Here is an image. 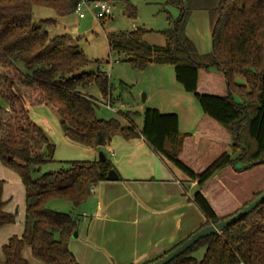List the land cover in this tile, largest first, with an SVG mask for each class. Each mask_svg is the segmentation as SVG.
<instances>
[{"label":"trees","instance_id":"16d2710c","mask_svg":"<svg viewBox=\"0 0 264 264\" xmlns=\"http://www.w3.org/2000/svg\"><path fill=\"white\" fill-rule=\"evenodd\" d=\"M79 1L0 0V162L16 171L26 188L24 232L2 247L0 264H29L22 254L26 246L46 264H80L69 241L81 215L49 205L64 200L79 208L107 180L108 172L116 170L106 158L69 161L68 167L40 174L43 166L55 162V144L32 118L30 106L54 107L65 135L86 147L101 149L117 135L143 137L197 182L194 202L205 217L200 228L225 220L248 204L241 205L230 196L213 180L214 175L237 164L242 165L238 171L264 164V0H166L180 14L175 19L168 14L171 26L160 32L163 45L148 43L144 29L107 34L110 50L124 55L135 68L174 65L177 81L196 97L202 110L193 134L181 133L176 113L156 108L143 111L141 128L130 113L127 125L119 119L97 117L95 99L81 89L95 81L106 96L108 77L100 79L83 71L89 60L69 35H50L55 19H33L35 6L51 8L64 17L75 12ZM195 11L208 13L212 47L207 53H200L187 36ZM237 76L244 77L245 84L238 83ZM214 140L221 142L218 152ZM206 184L204 194L201 189ZM231 197V205L223 207ZM5 204L0 186V228L17 221L16 213L4 211ZM169 264H264V202Z\"/></svg>","mask_w":264,"mask_h":264},{"label":"crops","instance_id":"0c3cea01","mask_svg":"<svg viewBox=\"0 0 264 264\" xmlns=\"http://www.w3.org/2000/svg\"><path fill=\"white\" fill-rule=\"evenodd\" d=\"M236 81L240 84L246 82L242 76H237ZM235 100L241 101L238 97ZM30 113L38 124L44 126L33 106ZM201 116L202 110L193 119L186 118L184 130L179 116L181 133L193 134ZM214 141L218 143V152L221 142ZM76 145L86 148L78 143ZM89 148L92 149L89 160L98 159L100 149ZM104 148L109 155L107 158L116 167L119 179L101 182L85 205V213L81 215L84 220L77 230L78 237L69 241V248L80 264H143L173 248L205 222L204 215L194 202L197 182L189 180L143 137L126 139L117 135ZM228 152L232 153L231 147ZM0 166L5 167L1 162ZM235 170L236 167H227L217 172L213 180L219 181L224 189H229L227 181L235 178ZM0 186L2 199L6 202L4 211L15 213V207H21L17 223L0 228V256L4 259L2 247L12 236H22L25 229L26 188L22 180L15 188H9L8 184L2 186V183ZM263 190L264 174L261 185L252 188L238 201L242 205ZM201 191L207 194V184ZM22 254L29 264H46L34 257L29 246L23 249Z\"/></svg>","mask_w":264,"mask_h":264},{"label":"rangeland","instance_id":"374dc122","mask_svg":"<svg viewBox=\"0 0 264 264\" xmlns=\"http://www.w3.org/2000/svg\"><path fill=\"white\" fill-rule=\"evenodd\" d=\"M105 1L112 5V14L105 19H96L93 14L87 12L85 18L82 19L76 12L59 17L51 8L42 6L34 7L33 19L35 22L42 19H55L57 22L49 29L50 35H69L71 39L77 42L80 50L86 54L89 60L83 71L92 75H99L100 79L108 77L109 92L106 96H103L95 81L81 89L83 93L95 99L98 105L96 107L97 117L119 119L123 125H127L129 122L126 115L130 113L135 123L142 126L143 111L146 108H156L163 113L179 115L184 130L187 119H193L197 113L201 112V109L196 97L185 91L177 81L174 65L151 64L145 69L135 68L126 61L124 55H118L110 50L107 38V34L111 32H131L144 29L146 31L145 40L148 43L163 45L165 40L160 32L171 26L168 14L175 19L180 14L179 9L167 4L166 0ZM187 36L197 45L200 53L211 51V29L206 11H195L191 14L187 26ZM107 102L112 104L114 111L106 107L105 103ZM33 108L39 114L38 119L43 121L44 126L42 127L45 132L55 144V162L43 166L40 174L55 171L61 167H68L69 161L90 159L92 149L76 145L77 143L65 135L60 125L59 114L54 107L33 106ZM195 109L196 112H194ZM133 113L138 114L133 115ZM188 113L189 116H186ZM100 151L104 152L107 157L108 152L104 147L98 151L97 157ZM235 156L237 157L236 153L233 154V157ZM0 168L2 186L8 184L9 188H15L17 182L21 181L19 174L8 167L0 166ZM236 169H242V165L237 164ZM238 170L234 171L235 178L227 181L229 186L227 192L237 200L244 198L252 188L261 185L264 164L246 171ZM93 195L92 193L79 208H75L69 201L64 200L53 201L49 206L56 211L71 213L74 216L83 215L85 205L88 204V200ZM253 197L243 204L251 202ZM232 199L231 197L230 202H226L223 207L231 205ZM20 211L21 207L17 205L14 209L17 216ZM82 220H84L83 217L80 219V223ZM201 255L202 253L198 256Z\"/></svg>","mask_w":264,"mask_h":264},{"label":"water","instance_id":"95a60500","mask_svg":"<svg viewBox=\"0 0 264 264\" xmlns=\"http://www.w3.org/2000/svg\"><path fill=\"white\" fill-rule=\"evenodd\" d=\"M107 157L104 152L100 151L98 155V160L103 161ZM119 179V175L115 169H112L108 172L107 180L109 181H117ZM264 202V192L259 194L256 198H254L251 202H249L246 206L236 212L234 215L228 217L225 220H221L217 223H212L206 225L194 233L190 235L185 241L181 244L170 250L168 253L163 255L162 257L156 259L154 262L150 264H169L171 261L176 259L177 257L181 256L182 254L186 253L192 246L198 243L203 238H206L211 235H215L221 233L224 229L228 226L232 225L233 223L239 221L241 218L249 215L252 213L258 206H260ZM73 238L78 237V232H74Z\"/></svg>","mask_w":264,"mask_h":264},{"label":"built area","instance_id":"2783aa9c","mask_svg":"<svg viewBox=\"0 0 264 264\" xmlns=\"http://www.w3.org/2000/svg\"><path fill=\"white\" fill-rule=\"evenodd\" d=\"M75 12L79 18H85L86 12L93 14L96 19H105L112 14V5L105 0H80ZM106 107L113 110L112 104L105 103Z\"/></svg>","mask_w":264,"mask_h":264}]
</instances>
